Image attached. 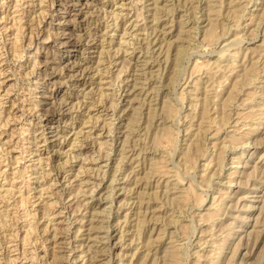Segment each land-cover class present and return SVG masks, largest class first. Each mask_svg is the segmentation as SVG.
I'll return each instance as SVG.
<instances>
[{"label": "rangeland", "instance_id": "374dc122", "mask_svg": "<svg viewBox=\"0 0 264 264\" xmlns=\"http://www.w3.org/2000/svg\"><path fill=\"white\" fill-rule=\"evenodd\" d=\"M262 9L264 0H0V264H264ZM235 53L253 71L226 103L233 80L219 85ZM217 62L224 74L212 80ZM203 102L219 120L206 130ZM248 125L258 128L250 136Z\"/></svg>", "mask_w": 264, "mask_h": 264}, {"label": "bare ground", "instance_id": "6f19581e", "mask_svg": "<svg viewBox=\"0 0 264 264\" xmlns=\"http://www.w3.org/2000/svg\"><path fill=\"white\" fill-rule=\"evenodd\" d=\"M151 1H152V0H151ZM211 1H212V0H211ZM252 1H253V0H252ZM60 2H61V1H60ZM64 2H65V1H64ZM90 2H92V1H90ZM233 2H236V1H233ZM233 2H232V3H233ZM238 2H239V1H238ZM238 2H237V3H238ZM51 3H52V2H51ZM233 4H234V3H233ZM233 4H232V5H233ZM33 5H34V4H33ZM50 5H51V4H50ZM158 5H159V4H158ZM209 5H210V4H209ZM213 5L215 6V4H213ZM238 5H239V4H238ZM88 6H89V5H88ZM120 6H121V5H120ZM217 6H218V5H217ZM220 6H221V5H220ZM235 6H237V5L235 4ZM235 6H234V7H235ZM153 7H154V6H153ZM160 7H161V6H160ZM211 7H212V6H211ZM257 7H258V6H257ZM211 9H212V8H211ZM236 9H237V7H236ZM236 9L234 10L235 12H236ZM238 9H239V8H238ZM240 9H241V6H240ZM79 10H80V9H79ZM217 10H218V9H217ZM217 10L215 9V12H216ZM262 10L264 11V9H262ZM59 11H61V10H59ZM218 11H219V10H218ZM241 11H242V9H241ZM211 12H212V10H211ZM238 12H239V11L237 10V13H238ZM74 13H75V12H74ZM213 13H214V12H213ZM240 13H241V12H240ZM57 14H58V13H57ZM87 14H89V13H87ZM235 14H236V13H235ZM262 14H263V13H262ZM262 14H261V16H262ZM46 15H47V14H46ZM138 15H139V14H138ZM142 15H143V14H142ZM154 15H155V14H154ZM214 15H215V14H214ZM236 15H237V14H236ZM241 15H242V14H240V16H241ZM254 15H256V14H254ZM156 16H157V15H156ZM156 16H155V17H156ZM238 16H239V14H238ZM238 16H237V18H238ZM240 16H239V17H240ZM256 16H258V15H256ZM256 16H255V17H256ZM155 17L153 16L152 19H155ZM218 17H219V16H218ZM218 17H216V16L214 17V16H213V18H215V19H218ZM245 17H246V16H245ZM252 17H253V16H252ZM252 17L249 18V19H252ZM262 17H263V16H262ZM262 17L259 16V18H262ZM138 18H139V17H138ZM149 18H150V17H149ZM240 18H241V17H240ZM240 18H239V19H240ZM253 18H254V17H253ZM156 19H157V18H156ZM158 19H159V18H158ZM211 19H212V18H211ZM66 20H67V19H66ZM240 20H241V19H240ZM39 21H40V20H39ZM88 21H89V20H88ZM214 21H215V20H214ZM214 21H213V22H214ZM252 21H254V20L252 19ZM145 22H146V21H145ZM213 22L211 21L210 23L214 24L216 21H215L214 23H213ZM143 23H144V22H143ZM135 24H136V23H135ZM145 24H146V23H145ZM165 24H166V23H165ZM247 24H248V22H247ZM260 24H261V23H260ZM117 25H118V24H117ZM218 25H219V24L217 23V26H218ZM25 26H26V25H25ZM29 26H30V25H29ZM144 26H146V25H144ZM156 26H157V25H156ZM166 26H167V25H166ZM147 27H148V26H147ZM152 27H153V25H152ZM211 28H212V27H211ZM241 28H242V27H241ZM215 29H216V28H215ZM258 29H259V28H258ZM181 30H182V29H181ZM182 31H184V30H182ZM210 31H211V30H210ZM216 31H217V30H216ZM252 31H253V30H252ZM162 32H163V31H162ZM185 32H186V30H185ZM187 32H188V31H187ZM187 32H186V33H187ZM250 32H251V30H250ZM258 32H259V31H258ZM62 33H63V32H62ZM125 33H126V32H125ZM181 33H182V32H181ZM213 33H216V32H214V29H212V33H211V35H212L214 38H216V37H215L216 34H213ZM138 34H139V33H138ZM179 34H180V33H179ZM208 34H209V33H208ZM256 34H257V33H256ZM35 35H36V34H35ZM83 35H84V34H83ZM134 35H135V34H134ZM146 35H147V34H146ZM237 35H238V34H237ZM103 36H104V35H103ZM147 36H148V35H147ZM188 36H189V35H188ZM242 36H243V35H242ZM242 36H241V37H242ZM133 37H134V36H133ZM239 37H240V36H238V38H239ZM263 37H264V36H263ZM134 38H135V37H134ZM93 39H94V38H93ZM160 39H161V38H160ZM185 39H186V38H185ZM189 39H190V38H188V39H186V40H189ZM211 39L213 40L212 37H211ZM216 39H217V38H216ZM241 39H242V38H241ZM243 39H244V38H243ZM147 40H148V39H147ZM148 41H149V40H148ZM152 41H153V40H152ZM228 41H229V40H228ZM123 42H124V41H123ZM123 42H122V43H123ZM162 42H163V41H162ZM177 42H178V41H177ZM187 42H188V41H187ZM216 42H217V41H216ZM226 42H227V41H226ZM149 43H150V42H149ZM149 43H148V44H149ZM262 43H263V42H262ZM162 45H163V44H162ZM258 46H259V45H258ZM262 46H263V45H262ZM262 46H261V47H262ZM176 47H177V46H176ZM179 47H180V46H179ZM261 47H259V48H261ZM163 48H164V47H163ZM181 48H182V47H181ZM232 48H233V47H232ZM256 48H257V47H256ZM248 49H249V48H248ZM251 49H252V48H251ZM251 49H250V50H251ZM257 49H258V48H257ZM263 49H264V47H263ZM234 50H236V49L234 48ZM178 51H181V50L179 49ZM247 51L249 52V50H247ZM247 51H246V52H247ZM253 51H254V50H253ZM256 51H257V50H256ZM260 51L262 52V50H260ZM132 52H133V51H132ZM176 52H177V50H176ZM182 52H183V49H182ZM227 52H228V51H227ZM235 52H236V51H235ZM239 52H240V50H239ZM127 53H129V51H128ZM225 53H226V52H225ZM250 53H251V52H250ZM253 53H255V52H253ZM263 53H264V51H263ZM116 54H117V53H116ZM177 54H178V56L180 55V53H177ZM230 54H231V53H230ZM259 54L261 55V53H259ZM144 55H145V54H144ZM151 55H152V54H151ZM164 55H165V54H164ZM225 55H226V54H225ZM232 55H233V54H232ZM236 55H240V54H236V53H235V54L233 55L234 58L232 59V61L230 62V64H228L229 67H228L227 65H225L226 68L228 69L227 71H224L225 74H224V72H223L224 67L222 66V64H219L218 62H217V63H218L217 66H215V67L213 66V67H214V70H212V72H211V73H212V74H211V75H212V80H213V78H214L216 75H219V73H221V71L223 72L224 75H223V74H220V76L223 75L222 77H226V78H223L222 81L218 80V82L220 81V85H219V86H223L224 84L226 85V83H227L230 79L233 80V83H232V84H233V87H232L231 93H230V94H229V93L227 94L229 97L226 96V97H227L226 103H228L229 100H231L234 96H236V93H235L234 95H233V93H234V91H235V89H236V87H237V85H238V83H239V78H240V76L243 75V77H245V76L249 75V73H250L251 70H252V67H251V69H250V68H249V69H246V68H248V67H246V65H241V66H240L239 63L237 64L235 60L238 59V58H240V57H238V56H236ZM254 55H255V54H253V56H254ZM131 56H132V54H131ZM138 56H139V54H138ZM244 56H246V55H244ZM235 57H236V59H235ZM237 57H238V58H237ZM142 58H143V57H142ZM227 58H228V56H227ZM249 58H250V57H249ZM258 58H260V57H258ZM168 59H169V58H168ZM177 59H178V58H177ZM223 59H224V57H223ZM228 59H229V58H228ZM230 59H231V57H230ZM142 60H143V59H142ZM225 60H226V59H225ZM111 61H112V60H111ZM124 61H125V59H124ZM126 61H127V59H126ZM126 61H125V62H126ZM129 61H130V60H129ZM217 61H218V60H217ZM239 61H240V60H239ZM125 62H124V63H125ZM147 62H148V60H147ZM147 62H146V63H147ZM153 62H154V61H153ZM165 62H166V61H165ZM220 62H221V61H220ZM241 62H242V61H241ZM251 62H253V61H251ZM256 62H257V61H256ZM74 63H75V62H74ZM166 63H167V62H166ZM174 63L177 64V60H176ZM213 63H214V62H213ZM154 64H155V63H154ZM214 64H216V62H215ZM214 64H211V65H214ZM255 64H256V63H255ZM152 65H153V64H152ZM173 65H174V64H173ZM211 65L209 66V68L211 67ZM253 65H254V63H253ZM242 66L245 67L246 71L241 72L243 69H240V67L242 68ZM255 66H256V65H255ZM84 67H85V66H84ZM256 67H257V66H256ZM238 68H239V69H238ZM253 68H254V67H253ZM257 68H258V67H257ZM210 69H211V68H210ZM263 69H264V65H263ZM208 70H209V69H208ZM255 70H256V69H255ZM209 71H211V70H209ZM252 71H253V70H252ZM54 72H56V71H54ZM120 72H121V71H120ZM240 72H241V73H240ZM255 72H256V71H255ZM83 74H84V73H83ZM250 74H252V72H251ZM257 74H259V73H256V75H257ZM207 75H208V74H207ZM214 75H215V76H214ZM253 75H255V74L253 73ZM256 75H255V76H256ZM45 76H47V75H45ZM68 76H69V75H68ZM220 76H218V77H220ZM249 76H250V75H249ZM255 76H254V77H255ZM258 76H259V75H257V78H258ZM70 77H71V76H70ZM132 77H133V76H132ZM208 77H209V75H208ZM210 77H211V76H210ZM216 77H217V76H216ZM216 77H215V78H216ZM218 77H217V78H218ZM247 77H248V76H247ZM247 77H246V78H247ZM255 78H256V77H255ZM259 78H260V77H259ZM259 78H258V79H259ZM137 79H138V78H137ZM137 79H136V80H137ZM218 79H219V78H218ZM220 79H221V77H220ZM227 79H228V80H227ZM150 80H151V79H150ZM210 80H211V78H210ZM144 81H145V80H144ZM226 81H227V82H226ZM246 81H247V80H246ZM250 81H251V80H250ZM135 82H136V81H135ZM135 82H134V83H135ZM146 82H147V81H146ZM216 82H217V81H216ZM225 82H226V83H225ZM243 82H244V81H243ZM243 82H242V83H243ZM255 82H256V81H255ZM148 83H149V82H148ZM196 83H197V82H196ZM211 83H212V81H211ZM213 83H215V82H213ZM244 83H246V82H244ZM207 84L209 85L210 83H207ZM232 84H231V85H232ZM246 84H247V83H246ZM249 84H250V83H248V85H249ZM251 84H252V82H251ZM253 84H255L254 81H253ZM53 85H54V84H53ZM151 85H152V84H151ZM197 85H198V83H197ZM201 85H202V84H201ZM240 85H241V82H240ZM240 85H238V86L240 87ZM256 85H257V84H256ZM137 86H139V85H137ZM140 86H141V85H140ZM199 86H200V85H199ZM210 86H212V85L210 84ZM219 86H218V84H217V87H216V88H218ZM263 86H264V85H263ZM226 87H227V86H226ZM226 87H225V88H226ZM254 87H255V86H254ZM152 88H153V87H152ZM199 88H200V87H199ZM203 88H204V87H203ZM205 88H206V86H205ZM220 88H221V87H220ZM153 89H155V87H154ZM196 89H197V88H196ZM207 89H209V88H207ZM214 89H215V88H214ZM214 89H213V90H214ZM254 89H255V88H254ZM140 90L142 91V89H140ZM210 90H211V89H210ZM210 90H208V91L210 92V94H209V92L207 91V92H208V95H210V96L212 97L210 100H212V99L214 98L213 100H214L216 103H218L216 100H218V99H219L218 97H220V96H219V95H220L219 93H222V95H223V92H221V90H220V92H219V91L216 92V89H215V92H214L213 90H212V91H210ZM131 91H133V90H131ZM203 91H204V90H203ZM222 91H223V89H222ZM239 91H240V90H239ZM257 91H258V90H257ZM259 91H260V90H259ZM119 92H120V91H119ZM146 92H147V91H146ZM194 92H196V91L194 90ZM204 92H205V91H204ZM236 92H237V90H236ZM254 92H255V90H254L252 93L254 94ZM139 93H140V92H139ZM192 93H193V92H192ZM211 93H212V94H211ZM252 93L250 92V94H252ZM258 93H260V92H258ZM135 94H136V93H135ZM145 94H146V93H145ZM188 94H189V93H188ZM206 94H207V93H206ZM262 94H263V93H262ZM102 95H103V94H102ZM186 95H187V94H186ZM192 95H193V94H192ZM196 95H197V94H196ZM260 95H261V94H260ZM103 96H105V95H103ZM136 96H137V95H136ZM197 96H198V95H197ZM206 96H207V95H206ZM248 96H249V95H248ZM263 96H264V94H263ZM134 97H135V96H134ZM194 97H196V96H194ZM194 97H193V98H194ZM226 97H225V99H226ZM197 98H199V97H197ZM221 98H222V97H221ZM249 98H250V97H249ZM252 98L254 99V97H252ZM252 98H250L249 100L251 101ZM62 99H63V98H62ZM100 99H101V98H100ZM105 99H106V98H105ZM138 99H139V96H138ZM206 99H207V98H206ZM247 99H248V97H247ZM151 100H152V99H151ZM221 100H222V99H221ZM249 100H248V102H250ZM68 101H69V100H68ZM100 101H101V100H100ZM195 101H196V100H195ZM204 101H205V99H204ZM208 101H209V99H208ZM208 101H207V102H208ZM258 101H260V100H258ZM59 102H60V101H59ZM62 102H63V101H62ZM62 102H61V103H62ZM142 102H143V101H142ZM212 102H213V101H212ZM212 102H211V103H212ZM220 102H221V101H220V99H219V103H220ZM253 102H254V100H253ZM66 103H67V102H66ZM100 103H102V102H100ZM205 103H206V101H205ZM211 103H210V104H211ZM219 103H218V104H219ZM230 103H231V101H230ZM241 103H243V102H241ZM244 103H245V102H244ZM81 104H82V103H81ZM218 104H216V105H218ZM231 104H232V103H231ZM245 104H247V103H245ZM61 105H62V104H61ZM78 105H79V104H78ZM151 105H152V104H151ZM203 105H204V109H203V111H202V115H201V118H202V116H203V120H202V121L200 120V123H201V122L203 123V126H202V127H203L204 130H206V129H207L206 127H209L210 124H213V123L215 124V123H216V120H217V121H219V120H218V117H217V119L215 118L216 120H215V122H214V120H213V118H212L213 116H212V117H209V116H208V112H209V108H210V107H209V108H205L206 105L204 104V102H203ZM82 106H83V105H82ZM208 106H209V105H208ZM253 106H254V105H253ZM257 106H258V105H257ZM63 107H64V106H63ZM73 107H74V106H73ZM105 107H106V106H105ZM108 107H109V106H108ZM166 107H167V106H166ZM196 107H197V106H196ZM221 107H222V106H221ZM90 108H92V107H90ZM228 108H229V107H228ZM250 108H251V107H250ZM71 109H72V108H71ZM134 109H135V108H134ZM221 109H222L221 111L223 112V108H221ZM257 109H258V108H256V110H257ZM135 110H137V109H135ZM151 110H152V108H151ZM216 110H218V109H215V111H216ZM226 110H227V109H225V112H226ZM230 110H231V109H230ZM252 110H254V108H253ZM139 111H140V110H139ZM212 111H213V110H212ZM219 111H220V109H219L217 112H219ZM228 111H229V110H228ZM263 111H264V110H263ZM123 112H124V111H123ZM217 112H216V113H217ZM229 112H230V111H229ZM229 112H228V115H229L228 117L230 118L231 114H229ZM248 112H249L248 114L245 112V114H247L248 117H251V118H252V117H254V116H256V115L258 116V113H256L255 110H254V111H251V112H250V110H249ZM136 113H137V112H136ZM200 113H201V112H200ZM219 113H220V112H219ZM242 113H243V112H242ZM134 114H135V113H134ZM210 114H211V113H210ZM217 114H218V113H217ZM217 114H216V115H217ZM224 114H225V113H224ZM239 114H240V113H239ZM116 115H117V114H116ZM213 115H214V114H213ZM221 115H222V114H221ZM226 115H227V113H226ZM241 115H242V114H241ZM247 115H246V116H247ZM261 115H262V112H261ZM263 115H264V113H263ZM136 116H137V115H136ZM136 116H135V118H136ZM217 116H218V115H217ZM237 116H239V115H237ZM244 116H245V115H244ZM214 117H216V116L214 115ZM222 117H223V115L220 116L221 119H222ZM242 117H243V115H242ZM242 117H241V119H242ZM258 117H259V116H258ZM224 118H225V115H224ZM239 118H240V117H239ZM243 118H244V117H243ZM40 119H41V118H40ZM88 119H89V118H88ZM100 119H101V118H100ZM225 119H226V118H225ZM225 119H222V121L225 120ZM227 119H228V118H227ZM227 119H226L225 121H227ZM262 119H263V118H262ZM95 120H96V119H95ZM133 120H134V119H133ZM135 120L137 121V118H136ZM237 120H238V119H237ZM244 120H245V119H244ZM244 120H243V121H244ZM248 120H250V118H249ZM258 120H259V119H258ZM6 121H8V119H7ZM64 121H65V120H64ZM93 121H94V120H93ZM225 121H224V122H225ZM233 121H234V120H233ZM239 121H240V120H239ZM239 121H238V122H239ZM251 121H252V120H251ZM251 121H250V122H251ZM131 122H132V121H131ZM227 122H228V124H229V121H227ZM244 122H245V121H244ZM255 122H257L256 119H255ZM5 123H6V122H5ZM45 123H46V122H45ZM134 123H136V122H134ZM209 123H210V124H209ZM221 123H223V122H221ZM261 123H263V121H261ZM95 124H96V123H95ZM218 124H219V123H218ZM218 124H217V125H218ZM236 124H237V123H236ZM240 124H242V126H243V122H242V123L240 122ZM247 124H248V123H247ZM5 125H7V123H6ZM224 125H225V123H224ZM230 125H231V124H230ZM263 125H264V124H263ZM97 126H98V124H97ZM102 126H103V125H102ZM102 126H101V127H102ZM235 126H236V125H235ZM244 126H245V125H244ZM246 126H247V125H246ZM248 126H249V125H248ZM259 126H260V125H258V127H259ZM49 127H50V126H49ZM127 127H128V125H127ZM204 127H205V128H204ZM210 127H211V126H210ZM215 127H216V125H215ZM219 127H222V124H221V126H220V124H219V126H218L217 128H219ZM240 127H241V126H240ZM254 127H255V125H254L253 127H251V125H250L249 127H245V128L248 129V131H246V132L244 131L245 133H244L243 135L250 136V135L253 133V131H255V130H254ZM130 128H131V126H130ZM200 128H201V126H200ZM238 128H239V127H238ZM238 128H237V129H238ZM255 128L258 129L257 126H256ZM164 129H165V128H164ZM219 129H221V128H219ZM234 129L236 130V128H234ZM240 129H241V128H240ZM240 129H238V130H240ZM215 130H217V129H215ZM215 130H214V132H215ZM221 130H222V129H221ZM221 130H220V131H221ZM245 130H246V129H245ZM92 131H93V130H92ZM165 131H168V130L165 129ZM217 131H218V130H217ZM122 132H123V131H122ZM214 132L212 133L213 135L215 134ZM230 132H231V131H230ZM239 132H240V131H238L237 133H239ZM42 133H43V131H42ZM127 133H128V132H127ZM164 133L166 134V132H164ZM191 133H192V132H191ZM218 133H219V132H218ZM231 133H232V132H231ZM254 133H255V132H254ZM254 133H253V134H254ZM106 134H107V133H106ZM169 134H172V131H171V133H167V137H168V138L171 137ZM228 134H229V133H228ZM110 135H111V134H110ZM128 135H129V134H128ZM131 135H132V134H131ZM168 135H169V136H168ZM213 135H212V136H213ZM217 135H218V134H217ZM232 135H233V134H232ZM233 136H234V135H233ZM240 136H241V135H240ZM128 137H129V136H128ZM228 137H229V138H228L227 140L230 139V136H228ZM242 137L244 138V136H241V138H242ZM245 137H246V136H245ZM44 138H45V137H44ZM172 138H174V137H172ZM231 138H232V140H233V138H234V140L236 139L237 143H238L239 145H241V144H240V141L237 140L238 136H237V137H236V135H235L234 137L231 136ZM249 138H251V137H249ZM96 139H97V137H96ZM216 139H218V138H216ZM219 139H220V138H219ZM225 139H226V138H225ZM247 139H248V138H247ZM170 140H171V139H170ZM232 140H231V142H232ZM241 140H242V139H241ZM42 141H43V140H42ZM105 141H106V140H105ZM173 141H174V140H173ZM193 141L196 142L197 140H194V139H193ZM198 141H199V140H198ZM222 141H223V140H222ZM236 141H235V145L237 144ZM242 141H243V140H242ZM102 142H103V141H102ZM125 142H126V141H125ZM125 142H124V143H125ZM127 142H128V141H127ZM191 142H192V141H191ZM195 142H193L191 145L193 146V144H194ZM225 142H226V141H225ZM250 142H251V141H250ZM95 143H96V142H95ZM99 143H100V142H99ZM122 143H123V142H122ZM213 143H214V147H213V148H217L216 150H218V148L220 149V147H217V145L220 146L219 144H217L216 142H213ZM219 143H220V140H219ZM241 143H243V142H241ZM244 143H245V140H244ZM246 143H247V142H246ZM75 144H77V143L75 142ZM97 144H98V142H97ZM189 144H190V143H189ZM222 144H224V143H222ZM227 144H228V143H227ZM247 144H248V143H247ZM247 144H246V145H247ZM94 145H95V144H94ZM105 145H106V144H105ZM191 145H190V146H191ZM199 145H200V143H199ZM225 145H226V144H225ZM228 145H229V144H228ZM228 145H227V146H228ZM103 146H104V144H103ZM195 146H196V148H195L196 151L199 150V148L201 147V146L198 147V143H197V144L195 143ZM223 146H224V145H223ZM223 146H222V147H223ZM229 146L231 147L232 145L230 144ZM229 146H228V147H229ZM233 146H234V144H233ZM85 147H86V146H85ZM132 147H133V146H132ZM35 148H36V147H35ZM99 148H101V147H99ZM213 148H212V149H213ZM224 148H225V146H224ZM231 148H232V147H231ZM233 148H234V147H233ZM235 148H236V147H235ZM81 149H82V148H81ZM192 149H194V148L192 147ZM192 149H191V151H194V150H195V149H194V150H192ZM201 149H202V147H201ZM208 149H209V148H208ZM208 149H207V150H208ZM222 149H223V148H222ZM39 150H40V149H39ZM122 150H123V149H122ZM188 150H189V147H188ZM220 150H221V149H220ZM220 150H219L218 153H217V160H216V163H217V164H220V162L222 163V161H221V158H222V157H223V162H224V158H225L224 156H221V155H222L221 153H222L223 150H222V151H220ZM197 152H199V151H197ZM200 152H201V150H200ZM205 152H206V151H205ZM205 152H204V153H205ZM214 152H215V151H214ZM187 153H188V152H187ZM201 153H202V152H201ZM204 153H203V155H205ZM206 153H207V152H206ZM211 153H212V152H211ZM127 154H128V153H127ZM208 155H210V154H208ZM73 156H74V155H73ZM73 156H72V158H74ZM121 156H122V154H121ZM124 156H125V155H124ZM188 156H191V155L188 154L187 157H188ZM212 156H213V155H212ZM212 156H211V157H212ZM129 157H130V156H129ZM138 157H139V156H138ZM138 157H137V158H138ZM161 157H162V156H161ZM163 157H165V156H163ZM163 157H162V159H163ZM209 157H210V156H209ZM215 157H216V156H214V158H215ZM241 157H242V156H241ZM87 158H88V157H87ZM130 158H131V157H130ZM206 158H207V157H206ZM85 159H86V158H85ZM124 159H125V158H124ZM160 159H161V158H160ZM5 160H6V159H5ZM106 160H107V159H106ZM122 160H123V159H122ZM133 160H134V159H133ZM206 160H207V159H206ZM231 160H232V159H231ZM237 160H239V159H237ZM41 161H42V160H41ZM163 161H164V160H163ZM212 161H214V160H210V158H209V160L205 161V163L203 162V163H204V166H203V167H204V169L207 171V173H209V170H210V168L212 167L211 165L214 164ZM39 162H40V161H39ZM122 162H123V161H122ZM218 162H219V163H218ZM67 163H68V162H67ZM84 163H85V162H84ZM120 163H121V162H120ZM125 163H126V162H125ZM212 163H213V164H212ZM233 163H234V162H233ZM240 163H241V160H240ZM240 163H238V164H240ZM122 164H123V163H122ZM152 164H154V168H153V169L156 168V169H155L156 172L158 171V173H161V174L167 173L166 169H164V168H167V167H164L165 165H164V166L159 165V164H157V162H156V163H152ZM217 166L221 168L223 165L221 166V164H220V166H219V165H217ZM83 167H84V166H83ZM151 167H152V166H151ZM214 167H216L215 164H214ZM244 167H245V165H244ZM118 168H119V166H118ZM201 168H202V166H201ZM212 168H213V167H212ZM151 169H152V168H151ZM151 169H150V171H151ZM167 169H168V168H167ZM207 169H209V170H207ZM245 169H246V168H245ZM114 170H115V169H114ZM120 170H121V169H120ZM169 170L172 171L171 168H169ZM258 170H259V169H258ZM79 171H80V170H79ZM83 171H84V170H83ZM171 171H169V173H170ZM215 171H216V169H215ZM241 171H242V170H241ZM86 172H87V170H86ZM203 172H204V171H203ZM62 173H63V172H62ZM77 173H78V172H77ZM152 173H153V172H152ZM169 173H167V174H169ZM173 173H174L173 175L176 174L175 172H173ZM232 173H234V172H232ZM255 173H256V171H255ZM258 173H259V172H258ZM83 174H84V172H83ZM98 174H99V173H98ZM120 174H121V173H120ZM150 174H151V173H150ZM201 174H202V175H200V176H203V173H201ZM204 174H205V173H204ZM230 174H231V173H230ZM234 174H235V173H234ZM45 175H46V174H45ZM49 175H50V174H49ZM57 175H59V174H57ZM159 175H160V174H159ZM165 175H166V174H165ZM170 175L173 176L172 173H170ZM208 175H209V174H208ZM208 175H207V177H208ZM212 175H213V174H212ZM250 175H251V174H250ZM260 175H261V174H260ZM133 176H134V175H133ZM152 176H153V175H152ZM163 176H164V175H163ZM248 176H249V175H248ZM253 176H254V175H253ZM74 177H75V176H74ZM119 177H121V176H119ZM167 177H168V176H167ZM210 177H212V176H210ZM62 178H63V177H62ZM130 178H131V176H130ZM147 178H148V177H147ZM254 178H255V176H254ZM160 179H161V178H160ZM167 179H168V178H167ZM206 179H207V178H206ZM128 180H129V179H128ZM137 180H138V179H137ZM75 181H76V180H75ZM175 181L177 182V178H176ZM68 182H69V181H68ZM86 182H87V181H86ZM230 182H231V181H230ZM53 183L56 184L55 182H53ZM177 183H178V182H177ZM177 183H176V184H177ZM38 184H39V183H38ZM137 184H138V183H137ZM174 184H175V183H174ZM231 184H232V183H231ZM134 185H135V184H134ZM145 185H146V184H145ZM161 185H162V184H161ZM178 185H179V184H178ZM242 185H243V184H242ZM60 186H61V185H60ZM63 186H64V185H63ZM166 186H170V185H166ZM252 186H254V184H253ZM123 187H124V186H123ZM160 187H161V186H160ZM187 187H189V186H187ZM192 187H193V186H192ZM37 188H38V187H37ZM96 188H97V187H96ZM96 188H95V189H96ZM120 188H121V187H120ZM166 188H167V187H166ZM166 188H165V189H166ZM183 189H185V188H183ZM183 189H179V190L181 191V190H183ZM186 189H187V188H186ZM221 189H222V188H221ZM44 190H45V189H44ZM187 190H189V189H187ZM187 190L185 191L184 194H180V193H179L178 197L175 195L176 199L178 200V204L181 205V203H179V202L185 203V200L187 199L186 194L190 193V191H187ZM92 191H93V190H92ZM120 191H121V190H120ZM223 191H224V190H223ZM227 192H229V191H227ZM40 193H41V192H40ZM79 193H80V192H79ZM134 193H135V192H134ZM174 194H175V193H174ZM191 194H192V193H191ZM132 195H133V194H132ZM77 196H78V195H77ZM188 196H189V195H188ZM190 196H191V195H190ZM229 196H230V195H229ZM229 196H228V197H229ZM78 197H79V196H78ZM124 197H125V196H124ZM228 197L226 196V199H227ZM241 197H242V196H241ZM91 198H92V197H91ZM218 198H219V197H218ZM124 199H125V198H124ZM171 199H173V197H172ZM222 199H223V198H222ZM79 200H80V199H79ZM136 200H137V199H136ZM215 200H216V198H215ZM134 201H135V200H134ZM174 201H175V199H174ZM224 201H225V200H224ZM224 201H223V202H224ZM262 201H263V200H262ZM81 202H82V201H81ZM88 202H89V201H88ZM129 202H130V201H129ZM135 202H136V201H135ZM140 202H141V198H140ZM142 202H143V201H142ZM217 202H218V201H217ZM78 203H79V202H78ZM176 203H177V201H176ZM214 203H215V202H214ZM127 204H128V203H127ZM138 204H139V203H138ZM219 204H221V202H220ZM69 205H70V204H69ZM85 205H86V204H85ZM183 205H185V204H183ZM212 205H214V204H212ZM212 205H211V206H212ZM222 205H223V204H222ZM208 206H209V205H208ZM211 206L209 207V209L212 208ZM217 206H218V205H217ZM248 206H249V205H248ZM182 207H183V206H182ZM214 207H215V206H214ZM218 207H220V205H219ZM228 207H229V206H228ZM249 207H251V206H249ZM253 207H254V206H253ZM216 208H217V207H215L214 210H216ZM251 208H252V207H251ZM214 210L212 209V211H209V214H211V215H212V213L214 214ZM221 210H222V209H221ZM221 210H219V208H218V211H221ZM118 212H119V211H118ZM128 212H129V211H128ZM150 212H151V211H150ZM210 212H212V213H210ZM207 213H208V212H207ZM207 213H206V214H207ZM217 213H218V212H217ZM46 214H47V213H46ZM92 214H93V213H92ZM152 214H153V212H152ZM208 216H209V215H208ZM153 217H154V216H153ZM155 217H156V216H155ZM243 217H244V216H243ZM243 217H240V218H243ZM132 218H133V217H132ZM201 218H202V215H201ZM244 218H245V217H244ZM69 219H70V218H69ZM124 219H125V218H124ZM129 219H130V218H129ZM156 219H157V218H156ZM209 219H210V218H209ZM205 220H206V219H205ZM69 221H70V220H69ZM119 221H120V220H119ZM140 221H141V220H140ZM75 222H76V221H75ZM257 222H258V221H257ZM79 223H80V222H79ZM117 223H118V222H117ZM48 224H49V223H48ZM96 224H97V223H96ZM107 224H108V223H107ZM113 224H114V222H113ZM71 225H73V224H71ZM122 225H123V224H122ZM212 225H213V224H212ZM90 226H91V224H90ZM90 226H89V227H90ZM98 226H99V225H98ZM47 227H48V226H47ZM64 227H65V226H64ZM213 227H214V226H213ZM240 227H241V226H240ZM65 228H66V227H65ZM92 228H94V227H92ZM92 228H91V229H92ZM98 228H99V227H98ZM153 228H154V227H153ZM232 228H233V227H232ZM232 228H231V229H232ZM234 228H235V227H234ZM208 229H209V228H208ZM61 230H62V229H61ZM75 230H76V229H75ZM67 231H68V230H67ZM80 231H81V230H80ZM218 231H219V230H218ZM232 231H234V230H232ZM254 231H255V229H254ZM254 231H253V232H254ZM159 232H160V231H159ZM76 233H77V232H76ZM246 233H247V232H246ZM110 234H111V233H110ZM120 234H121V233H120ZM216 234H217V233H216ZM230 234H231V232H230ZM232 234H233V233H232ZM232 234H231V235H232ZM54 235H56V234L54 233ZM58 235H59V234H58ZM74 235H75V234H74ZM76 235H77V234H76ZM101 235H102V234H101ZM233 235H234V234H233ZM242 235H244V234H242ZM242 235H241V236H242ZM94 236H95V235H94ZM105 236H106V235H105ZM164 236H165V235H164ZM213 236H214V235H213ZM75 237H76V236H75ZM91 237H93V236H91ZM157 237H158L157 239H160L159 237H161V235H160V236L157 235ZM93 238H95V237H93ZM125 238H126V237H125ZM155 238H156V237H155ZM161 238H162V237H161ZM201 238H202V237H201ZM68 239H69V238H68ZM73 239H74V238H73ZM153 239H154V238H153ZM157 239H156V240H157ZM105 240H106V239H105ZM161 240H162V239H161ZM173 240H174V239H173ZM206 240H207V239H206ZM229 240H230V239H229ZM154 241H155V240H154ZM98 242H99V241H98ZM119 242H120V241H119ZM132 242H133V241H132ZM172 242H173V241H172ZM227 242H228V241H227ZM149 243H150V241H149ZM215 243H216V242H215ZM220 243H221V242H220ZM122 244H123V243H122ZM125 244H126V243H125ZM130 244H131V243H130ZM152 244H153V242H152ZM169 244H171V243H169ZM203 244H205V243L203 242ZM210 244H212V243H210ZM221 244H222V243H221ZM241 244H242V243H241ZM57 245H58V244H57ZM87 245H88V244H87ZM90 245H91V244H90ZM123 245H124V244H123ZM172 245H173V244H172ZM216 245H217V244H216ZM223 245H224V244H223ZM76 246H77V245H76ZM147 246H148V245H147ZM173 246H174V245H173ZM173 246H172V247H173ZM201 246H202V245H201ZM201 246H200V248H201ZM221 246H222V245H221ZM15 247H16V246H15ZM92 247H93V246H92ZM176 247H177V246H176ZM216 247H217V246H216ZM223 247H225V246H223ZM223 247H222V249H223ZM80 248H81V247H80ZM82 248H83V247H82ZM88 248H89V247H88ZM98 248H99V247H98ZM121 248H122V247H121ZM135 248H136V247H135ZM170 248H171V246H170ZM178 248H179V246H178ZM220 248H221V247H220ZM140 249H141V248H140ZM140 249H139V250H140ZM173 249H175V247H173ZM213 249H214V248H213ZM213 249H212V250H213ZM238 249H239V248H238ZM92 250H93V248H92ZM169 250H170V249L168 248L167 251L169 252ZM171 250H172V248H171ZM171 250H170V251H171ZM177 250H179V249H177ZM177 250H176V251H177ZM214 250H217V249L215 248ZM214 250H213V251H214ZM82 251H83V250H82ZM135 251H136V250H135ZM174 251H175V250H174ZM120 252H121V251H120ZM171 252H173V250H172ZM171 252H169V254H170V256H172V258L175 257V258H173V259L175 260V259L177 258V256H178L179 253H178V252H175V254H172ZM202 252H203V251H202ZM216 252H217V251H215L214 253L217 254ZM32 253H33V252H32ZM69 253H70V252H69ZM176 253H177V255H176ZM209 253H210V252H209ZM89 254H90V253H89ZM132 254H133V253H132ZM136 254H137V253H136ZM148 254H149V253H148ZM197 254H198V253H197ZM212 254H213V252H212ZM212 254H210V255H212ZM215 254H213V255H215ZM221 254H222V251H221ZM221 254L218 253V256H220ZM245 254H247V253H245ZM82 255H83V254H82ZM95 255H96V254H95ZM198 255H199V254H198ZM201 255H202V254H200L199 258H201ZM213 255H212V257H213ZM250 255H251V254L249 253V254L247 255L246 258H249ZM72 256H73V255H72ZM77 256H78V255H77ZM90 256H91V255H90ZM96 256H97V255H96ZM118 256H119V255H118ZM145 256H146V254H145ZM208 256H209V255H208ZM224 256H225V255H224ZM34 257H35V256H34ZM94 257H95V256H94ZM122 257H123V256H122ZM167 257H168V256H167ZM202 257H203V256H202ZM206 257H207V256H206ZM206 257H205V258H206ZM214 257H215V256H214ZM216 257H217V256H216ZM66 258H67V257H66ZM78 258H79V257H78ZM131 258H132V257H131ZM170 258H171V257H170ZM172 258H171V259H172ZM203 258H204V257H203ZM205 258H204V259H205ZM67 259H68V258H67ZM108 259H109V258H108ZM197 259H198V258L196 257L195 260H197ZM219 259H220V258H219ZM222 259H223V258H222ZM15 260H16V259H15ZM30 260H31V259H30ZM33 260H34V258H33ZM77 260H78V259H77ZM201 260H202V258L200 259V261H201ZM214 260H216L217 262H214ZM214 260L212 261V263H213V262H214L215 264L218 263L217 258H216V259L214 258ZM241 260H242V259H241ZM130 261H131V260H130ZM200 261H199V262L197 261V263H200ZM220 261H221V260H220ZM243 261H244V260H243ZM243 261H242V262H243ZM108 262H109V261H108ZM122 262H123V261H122ZM174 262L178 263V262H177V259H176ZM195 262H196V261H195ZM247 262H248V261H247ZM81 263H82V262H81ZM119 263H120V262H119ZM119 263H118V264H119ZM171 263H172V262H171ZM176 263H175V264H176ZM212 263H210V264H212ZM239 263H240V262H239ZM87 264H88V263H87ZM96 264H97V263H96ZM102 264H103V263H102ZM122 264H123V263H122ZM172 264H173V263H172Z\"/></svg>", "mask_w": 264, "mask_h": 264}]
</instances>
